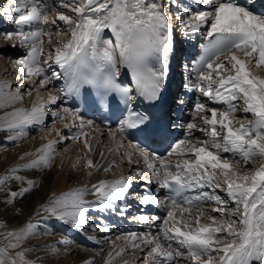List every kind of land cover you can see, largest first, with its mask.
<instances>
[{"label":"snow or ice","instance_id":"snow-or-ice-1","mask_svg":"<svg viewBox=\"0 0 264 264\" xmlns=\"http://www.w3.org/2000/svg\"><path fill=\"white\" fill-rule=\"evenodd\" d=\"M180 3L181 0H61L60 6L66 11H58L54 17L43 0L0 4V23L13 26L0 35L12 48L27 49L14 63L23 80H32L23 92L19 85L12 91L11 85L0 84V110H4L0 132L9 133L7 139L16 142L27 139L30 128L48 130L44 127L49 119L48 105L57 104L63 97L83 94L86 103L90 100L94 107H105L110 98L115 102L118 96L129 115L115 132L109 130L111 138L122 137L117 151L124 147L123 138L129 130L131 135L143 137L145 143L148 139L155 143L156 137L160 142L169 141L164 156L139 143H129L148 169L145 175L137 166L136 177L146 185H156L154 191L135 194V198L140 205L164 213L140 215L137 219L147 224L149 231L126 234L131 249L144 254L142 264H264V76L259 74L264 73V13L255 11V3L242 5L238 0H194L198 9L188 5L183 12L178 11L175 19L184 36L203 30L202 53L191 66L195 83L184 87L204 99L195 100L192 118L183 125L170 122L163 126L132 110L137 101L145 102L149 108H158L166 101L174 29L173 15L165 9H179ZM53 34L57 38L67 36V42L57 39L52 47ZM45 37L50 47L41 62ZM184 68L187 70L188 65ZM60 80L64 84L57 89V95L46 99L39 96L38 89L47 91L48 85ZM34 91L39 102L30 108L17 107ZM175 103L181 111L187 105L180 97L175 98ZM241 105L244 115L237 118L235 113ZM248 114L253 119L242 123ZM81 116L75 107L51 111L50 131L56 132L57 139L37 148L36 158L30 163L0 176V205L15 206L37 188L34 179L21 173L50 172L57 143L85 136L83 129H91L93 122H86ZM57 122L66 129L76 127L80 131L65 137L55 127ZM174 127H183L186 134L172 138L168 129ZM196 131L204 138L195 136ZM81 142L91 150L87 139ZM121 154L132 163L133 153ZM28 155L33 153L24 154ZM249 164L253 166L251 171ZM85 167L100 170L91 159ZM114 167L115 161L103 171ZM205 188L212 192L202 191ZM132 189L131 176L126 175L112 181L100 180L90 187H73L62 194L49 195L36 215L83 232L92 210L125 214L117 204L126 200ZM216 189L223 190L227 199H222ZM160 190H166L163 197L155 194ZM193 192L197 194H188ZM88 196L94 199L89 200ZM207 201H212V211L219 216H207L208 222H202ZM39 228L40 223L31 219L18 227L0 222V264H42V257L30 258L33 248L28 243L38 235ZM59 243L68 246L72 241L64 238ZM125 251L127 248L116 255ZM49 252L60 254L57 248ZM108 255L111 257L112 253Z\"/></svg>","mask_w":264,"mask_h":264},{"label":"bare ground","instance_id":"bare-ground-1","mask_svg":"<svg viewBox=\"0 0 264 264\" xmlns=\"http://www.w3.org/2000/svg\"><path fill=\"white\" fill-rule=\"evenodd\" d=\"M252 1H254V0H252ZM172 7L176 8V6H172ZM169 10L170 9H168V11ZM176 13L177 12H175L174 15H173V13H171L173 15L171 22H172V25L174 26V31L177 29V33H176L175 37L177 35L181 36V34H182L180 29L177 28L178 22L175 21V14ZM46 40L47 39L44 38V42H47ZM0 42H1V39H0ZM176 45H178V46H176ZM0 48L2 49L1 53L7 52V54H5L6 57H10V59H9L10 61L8 60L7 62L3 61L4 57L3 58L0 57V72H2L0 74V77L3 74H5V72H7V74H14L15 76L6 75L7 79L4 81H6L5 82L6 84L16 83L17 79L18 80L20 79L21 72H20L19 67L15 65L14 61L17 59L16 57H19L20 54H25L24 53L25 48H21V47L12 48L11 46H9L7 44L6 41L2 45L0 43ZM174 48L175 49L180 48L179 44L177 42L175 43V40H174ZM174 51L176 52L177 50H174ZM46 55H47V53H46ZM46 55H44L42 58L44 59V57ZM23 81H25V80H23ZM62 82H64V81L62 80ZM31 83H32V80L25 81V85L23 86V88L26 89L27 87L30 86ZM58 83H59V81H58ZM0 84H4V82H2V79L0 80ZM53 84H56V81H53ZM60 86L62 87L63 85H60ZM37 94H38L37 91L36 92L34 91L31 95V97L26 95L24 98L23 105L26 107H30V106H32L33 103L39 102V101H37ZM42 95H43V93L41 95L39 94V96H41V97H42ZM53 95H56V94L54 93ZM69 98H70L69 96L63 97L62 100L60 101V104L63 103L64 105H66V107H69V104L71 103V100H69ZM58 103H59V101L55 105L57 106ZM55 105L51 104V107L52 106L54 107ZM64 105H62V107H64ZM48 112H49V108H48ZM238 114L244 115L242 113V111H240V113H238ZM47 120H46V122H47ZM70 121L68 120V122H70ZM84 121L87 122V120H84ZM65 123H67V122H65ZM246 124H247V122H246ZM49 126H50L49 130H51L52 125H49ZM74 128H76V127H74ZM85 128H87V127H85ZM92 128H93V133L91 134L88 131H90V130L92 131ZM92 128L90 130H88L87 132H85L84 137H81L82 138L81 140H83V139L88 140L89 144L91 145L90 151L85 149V146L82 143L83 145L79 148L78 152H76L75 149H73L71 152V156L69 158L65 157V159H63V161L61 163L60 162L57 163V159H55L54 167L48 173H45L44 171H41V170H32V171H29L27 173L22 172L21 174L25 175L26 178H30V179L35 180V182L37 184V188L33 192L28 194L26 198L20 199L15 204V206L0 205V222L7 221L8 224L17 223L19 225V224H22V223L28 221L29 219H31L35 223H40V226L42 227V232H38V235L35 236L34 238H32L28 243L32 247L34 246L33 251L30 254H32V256H34V259H36L37 257H42L43 258L42 264H85L86 261L92 260V259H94L95 264H101V262L105 259H106V261H110L111 262L110 264H112V262L115 263V262H117V259H112V257L110 258L108 254L110 252H114L113 249H115V246L120 245V241L115 242L113 237L110 236V233L112 232L111 229L114 228L117 230L115 225H120V224L122 225V223H121L122 221L128 222V224H131L133 221L138 220L137 218L134 219V218H131L130 216H128V218H126L127 217L126 214L129 213L128 209L130 208V206L134 205V203L137 201L135 198V194H142L144 191V187L146 185L145 181H140V180H138V178L135 180H132L133 181V189H132V194H131L130 198L124 200L125 204L124 205L122 204L123 206H118V204H117V208L120 210H124L125 214L122 215L120 211H117L115 213L110 212V211H106L108 213H105L103 211L92 210L88 214V225L86 226V228L84 229L83 232L76 230V229L72 228L71 226L69 227L68 225L62 224L60 222H56L53 220H44L43 216H37L36 215V210L39 209L41 203L42 202L46 203L47 197L49 195H51L52 193L59 195L65 191L72 189L73 187H78V186L90 187L92 184L97 183L100 180L112 181V180L118 179L121 175H126V173H127L126 168L127 167H125V166L122 167L121 164L120 165L116 164V167L112 168V170L109 171L110 173L103 171V168L109 167V165L116 159V157H118L117 158L118 162H120V163L124 162L125 163V161L123 160V158L125 156L119 155L120 152L123 151L122 149L125 147H123L122 149L117 151L120 140L122 138L119 135H117L115 137L116 140L114 141V143H112L110 141L111 137L108 135V133H109V130H111L112 132H115V130L113 128L104 129V128H99V127L94 126V125ZM58 129L60 130L61 133L63 132V135L68 134V133L70 135V132H71L70 129L64 128L63 125H61V127H59ZM87 129H89V128H87ZM31 130H32V128L28 129V138H29V136H31V135H29V132ZM48 131H45V132L48 133ZM45 132H43V134ZM76 132H78V131H76ZM94 132H96V133H94ZM52 134H53V131H49L48 136L52 135ZM8 135H10V134L7 132H0V174H2L1 176H3L6 173V171L11 169V168H8V165L9 164L11 165V162H13V161L17 160L16 164L19 166L30 163L33 159L36 158V155L33 154V155L24 156V154L26 152L31 153L33 151H36L37 148H40V146L38 144L39 140L38 141H36V140L32 141V140L27 138V139H23V140H18L16 142H11L7 139ZM103 136H107L108 140L103 139L102 138ZM42 138H43V136L40 137V139H42ZM55 138H57L56 135H54L53 140ZM65 140H67V139H65ZM65 140L63 142H65ZM103 141H104V144L101 143ZM63 142L60 143L61 146L64 144ZM124 146H126V149H124L126 151H123V152H129V153H133V154L135 153L133 148L129 147V144L124 143ZM101 153H103V156H101ZM133 154H132V163L129 164L126 161L127 166H129V170L130 169L134 170V169H136L137 166L140 167L143 164V162H141V159L138 158V157H140V155H137L134 157ZM21 156H24V159H20ZM88 159H91L93 161L94 165L99 166L100 170L99 171H93L92 169L86 168L87 173L89 174V172H92V174L88 176L89 178H87L86 181H84L85 178H84L81 170H78V167L71 166V164L75 160L79 164H83L85 166L86 161ZM17 165H16V167H17ZM57 168L60 170V172L58 175L53 177V174L55 171H57ZM149 179H151V178L149 177ZM51 180L53 181L52 185H50ZM150 185H155V184L151 183ZM71 186H73V187H71ZM67 187H69V188H67ZM133 194H134V196H133ZM222 195L225 196L226 195L225 192H223ZM133 198L135 199V201H133ZM87 199L93 200L94 197L88 196ZM132 201H133V203H132ZM149 207L150 206H148V207L145 206V209L148 210ZM17 210H19L18 218H17ZM142 214L148 215L147 212H144ZM212 214H215V213H212ZM193 215H197L196 211H193ZM157 223H160V222L157 221ZM13 225H15V224H13ZM142 225H144V226L139 225V227H141V228L147 227V229H148L147 231H149L147 224L142 223ZM41 227H40V229H41ZM101 228H103L104 231H101L100 230ZM153 231L155 232L156 229H153ZM65 232L71 233L72 237L67 238L68 235L63 236L65 234ZM85 237H88V239H91L94 242V246L90 247V244L92 242L90 244L87 240L86 241L88 243L85 242L84 241ZM64 238H67L68 240L72 241V243L68 246H64V245L60 244L59 241L61 239H64ZM124 240H128V239L125 238ZM79 242H84L85 245H83L82 243H79ZM55 243H56V248L58 246V250L60 253L59 255H52L49 252V250L52 248V244H55ZM116 243H118V245ZM80 245H82V246H80ZM129 245H130V241L128 240V242L125 246L130 247ZM101 246L104 248H102ZM45 247H47V248H45ZM96 247H98V249ZM65 248H67V250H65ZM85 248H88V249H85ZM46 253H48V254L46 255ZM127 256L128 257L132 256L131 258H133V259L130 260L129 264H133L132 262H134V259L136 257H139V254L128 253ZM110 259H112V260H110ZM140 264H142V262Z\"/></svg>","mask_w":264,"mask_h":264},{"label":"rangeland","instance_id":"rangeland-1","mask_svg":"<svg viewBox=\"0 0 264 264\" xmlns=\"http://www.w3.org/2000/svg\"><path fill=\"white\" fill-rule=\"evenodd\" d=\"M53 1V7L54 8H50V12H49V14L51 15V16H55L56 15V13H57V11H66L65 9H63L61 6H60V2H61V0H52ZM17 2V0H0V4H4V3H7V4H10V5H14L15 3ZM52 9V10H51ZM166 11H167V8L165 9ZM180 12H183L182 10H179ZM8 25V23H6V22H3V23H0V32H3V31H6V29L8 28V27H13V26H11L10 24V26H7ZM6 26V27H5ZM2 27H5L4 29H2ZM61 27H63V25L61 24ZM46 39H47V37H45ZM0 39H1V45L2 44H4V42H5V39H4V37H3V35H0ZM57 39H59V40H61L62 42H67V39H68V37L67 36H61V37H59V38H57V37H55V34H53V45H52V47H54L55 46V44H56V41H57ZM47 41V40H46ZM45 43V50H44V53L45 54H43L42 56H41V62H43V60L44 59H46L45 57H47V55H46V53L49 51V45H48V41L47 42H44ZM182 46V45H181ZM1 51H2V49L0 48V57H4L3 58V61L4 62H7L9 59H10V57H6V55L5 54H7V52L5 53V52H3V53H1ZM26 51H27V49H24V53L26 54ZM25 54H20L19 55V57H22L23 55H25ZM44 55H46L45 57H44V59L42 58ZM19 57H16V58H19ZM15 58V59H16ZM10 61V60H9ZM8 66V65H7ZM55 67V66H54ZM56 70H58V69H56ZM256 72H259V70H256ZM2 72H0V74H1ZM260 75H262V76H264V73H259ZM6 75H12V76H15L14 74H7V72H5V74H3L1 77H0V80L2 79V82H4V84H6L5 82L6 81H4V80H6L7 79V77H6ZM11 76V77H12ZM23 82V83H22ZM21 84V85H20ZM32 84V83H31ZM30 84V85H31ZM62 84V80L61 81H59V83H58V81H56V84H53V82H52V84H50V85H48V90L47 91H45V90H43V89H39L38 91V93L41 95L42 93H43V95H42V97H44L45 99L47 98V96L48 95H53L54 93L57 95V89L58 88H60L61 85ZM8 85H11L12 86V91H15L16 90V87L19 85V86H22L21 87V91L23 92L24 90V88H23V86L25 85V81H23V79L21 78V75H20V79L18 80L17 79V82L16 83H13V84H11V83H9ZM36 92V91H35ZM47 92V93H46ZM47 95V96H46ZM201 100H203L204 98L203 97H199ZM61 105V106H60ZM62 105H64L63 103L62 104H60V101H59V103H58V105L56 106H52L51 107V104H49L48 105V108H49V119L47 120V122L45 121V125L46 126H44V127H46L45 129H48L49 130V128H50V126L49 125H53V122H52V119L50 118V113H51V111H53V110H59V109H61V108H64V107H66L65 105H64V107H62ZM25 107V108H30V107H26V106H24L23 104L22 105H17V107ZM209 107H213V105H211V104H209ZM51 109V110H50ZM3 111L4 110H0V115H3ZM240 111H242V105L240 106V107H238V109H237V112L235 113V115H236V117L237 118H240L242 115H240V114H238V113H240ZM253 119V117L250 115V114H248V116H247V119H244V120H242L241 122L242 123H250L251 122V120ZM70 121V120H69ZM65 122H67V123H70V122H68V120H66ZM78 123V122H77ZM61 125L62 124H60L59 122H57L56 123V125H55V127L58 129L59 127H61ZM238 126V125H237ZM52 127V126H51ZM34 128V127H33ZM32 128V130L29 132V135H31V136H29V138L28 139H30V140H36V141H38L39 140V146L41 147L42 145H44V144H46L48 141H52L53 140V137H54V135H56V132L55 131H53V134L52 135H49L48 136V134H49V131L48 130H46V131H48V133L47 132H45V131H43V132H45L44 134H43V132L38 128V127H35L34 129ZM39 129V130H38ZM87 128H84L83 130H84V133L85 132H87L88 130H90V129H87ZM70 135L71 134H74V133H76V131H80V129L79 128H70ZM89 133H93V128H92V131L90 130V131H88ZM94 133H96V132H94ZM200 133V132H199ZM62 134H63V132H62ZM47 135V136H46ZM43 136V138L42 139H40V137H42ZM51 136V137H50ZM64 136H69V133L68 134H64ZM109 137V136H108ZM199 137H200V135H199ZM103 139H107L108 140V138H107V136H103L102 137ZM101 138V139H102ZM201 139H203L204 137H203V135H202V133H201V137H200ZM57 138H55L54 140H56ZM81 139L82 138H80V140H65V142H63L64 144L61 146L60 145V143H57V145H56V148H57V155H56V158L55 159H57V163H61L62 161H63V159H65V157H70L71 156V152H72V150L73 149H75V151L76 152H78V150H79V148L83 145L82 144V142H81ZM116 139H113V138H111L110 139V141L112 142V143H114V141H115ZM102 144H104V141L103 142H101ZM67 147V148H66ZM125 148H123L122 150L123 151H126V150H124V149H126V146H124ZM122 151V152H123ZM35 152L36 151H33V152H31V153H33V154H35ZM120 156H123L122 154H121V152H120V154H119ZM137 154L135 153V154H133V156L135 157ZM227 155V154H226ZM61 158V159H60ZM117 158L118 157H116V159L114 160L115 161V164H118V165H122V167H127L126 168V171H127V173H126V176H131V179L132 180H135V179H137V177H136V175H135V172L133 173L132 172V170H129V166H127V159H126V157H124L123 158V160L125 161V163L124 162H118L117 161ZM122 160V161H123ZM144 161V160H143ZM15 162V163H14ZM16 162H17V160L16 161H13V162H11V165L9 166L8 165V168H14V167H16ZM16 164V165H15ZM17 166H19V165H17ZM71 166H75V167H78V170H81V172H82V174H83V176H84V178H85V180L84 181H86L87 180V178H89L88 176H89V174L87 173V170H86V167L83 165V164H79L77 161H73L72 162V164H71ZM256 166H258V163H256ZM252 164H249V166H248V171H251L252 170ZM140 170H142V171H144L145 173H146V175H148V169L146 168V165L144 164L141 168H140ZM59 172H60V170L57 168V171H55L54 172V174H53V177L54 176H56V175H58L59 174ZM107 173H110V172H107ZM2 174H0V176H1ZM83 178V179H84ZM53 184V181L51 180V182H50V185H52ZM71 187H73V186H71ZM67 188H69V187H67ZM216 191V193L218 194H220V196H221V198L222 199H227V196L225 195H222L223 194V190H221V189H216L215 190ZM209 192V191H208ZM218 194V195H219ZM3 197L2 196H0V199H2ZM209 203H212V201H209ZM215 205L212 203V204H208V205H206V208H203V211H204V213H205V218L204 219H202V222H208L207 221V216H212V215H215V216H219V214L218 213H215V214H212V213H214L211 209L214 207ZM19 211V210H18ZM103 212H105V213H108V212H106V211H103ZM197 213V212H196ZM207 213V214H206ZM192 215H193V213H192ZM193 216H195V215H193ZM34 222V221H33ZM25 223V222H24ZM24 223H22V224H24ZM13 224H15V225H13ZM22 224H17V223H12V224H9V226L10 227H18V226H20V225H22ZM69 226V225H68ZM41 227V226H40ZM70 227V226H69ZM115 230L116 229H111V231L113 232H111L110 233V236H112L113 237V239L115 240V242H119L120 241V245L119 246H115V249H113V251L114 252H111V253H113L112 254V259H117V262H112V264L114 263V264H124V261H127V264H129V262H130V260H132L133 258H131L132 256H130V257H128L127 256V254L128 253H134V254H139V257H136L135 259H134V262H132L133 264H140L141 262H143V253L139 250V249H136V250H132L131 249V247H126L125 245L127 244V241L128 240H124L126 237L125 236H123V235H118L116 232H115ZM118 231V230H117ZM38 232H42V227H41V229L39 228L38 229ZM117 234V235H115V234ZM66 235H68L67 236V238H69V237H72V234L71 233H68V232H65V234L63 235V236H66ZM71 239V238H70ZM89 242V244H90V247L91 246H94V242L91 240V239H88V237H85L84 238V241L85 242H87V241ZM122 241V242H121ZM87 242V243H88ZM79 243H82L83 245H85L84 244V242H79ZM117 245H118V243H116ZM80 246H82V245H80ZM102 247V246H101ZM32 248H34V246L32 247ZM45 248H47V247H45ZM52 248H56V243L55 244H52ZM97 249H98V247H96ZM102 248H104V247H102ZM101 248V249H102ZM125 248H127V251H125L122 255H120V256H117L116 255V253L117 252H120L122 249H125ZM57 249H58V246H57ZM85 249H88V248H85ZM110 257V258H111ZM30 258L31 259H34V256H32V254H30ZM121 258V259H120ZM112 259H110V260H112ZM120 259V260H119ZM104 262H106V259L105 260H103L102 262H101V264H105ZM111 262L109 261V264H110Z\"/></svg>","mask_w":264,"mask_h":264}]
</instances>
